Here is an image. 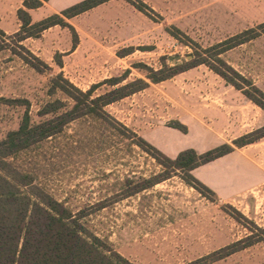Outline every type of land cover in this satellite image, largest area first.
Wrapping results in <instances>:
<instances>
[{
  "label": "rangeland",
  "instance_id": "rangeland-1",
  "mask_svg": "<svg viewBox=\"0 0 264 264\" xmlns=\"http://www.w3.org/2000/svg\"><path fill=\"white\" fill-rule=\"evenodd\" d=\"M23 1L0 0V29L6 34L0 36L5 43L0 51V141L20 128L27 112L37 124L52 117L40 114L48 102L71 104L64 93L52 90L60 74L84 92L128 69V80L145 78L136 64L158 70L193 53L192 41L176 28L207 48L264 23V0H142L153 10H147L150 16L129 0H111L68 20L79 38L74 50L75 33L62 26L19 43L17 12ZM79 1L55 0L35 17ZM21 46L43 62V71L23 59L31 56ZM223 57L264 92V34ZM110 89L103 85L95 96ZM106 111L107 121L76 120L9 162L75 215L85 212L81 222L133 264H188L243 240L255 226L264 229V138L236 149L239 159L230 161L249 165L251 173L240 174L255 182L228 199L209 186L215 194L204 195L180 173L134 194L145 179L164 170L134 133L144 137L179 118L194 133L182 144L203 153L264 126V111L215 71L200 65L151 83ZM203 132L209 134L206 143L200 139ZM101 203L105 207L99 209ZM209 264H264V241Z\"/></svg>",
  "mask_w": 264,
  "mask_h": 264
},
{
  "label": "trees",
  "instance_id": "trees-1",
  "mask_svg": "<svg viewBox=\"0 0 264 264\" xmlns=\"http://www.w3.org/2000/svg\"><path fill=\"white\" fill-rule=\"evenodd\" d=\"M109 1L111 0H83L60 13L33 23L29 10L39 9L49 0H24L23 6L17 12L21 21V28L16 33L18 41L21 43L29 38H39L49 28L62 26L70 28L75 33L73 44L75 50L79 38L68 20ZM129 1L139 11L149 15L147 11L149 7L142 0ZM176 31L193 43V53L188 54L185 59L173 66L164 63L158 70L139 63L135 68L143 70L146 73L145 78L128 80L132 73V70L128 69L122 76L95 84L86 92L60 74L53 79L52 90L64 93L71 100V104H66L60 99L48 102L40 114L52 117L37 124L31 123L27 112L20 128L11 131L0 141V264H133L81 222L86 215L85 212L75 215L63 203L35 186L29 174L19 171L9 162L13 156L61 133L67 125L81 118L91 116L107 121L110 117L106 111L108 106L146 90L151 83H162L200 65H206L215 71L264 111V92L252 80L229 65L223 57L227 52L264 34V23L207 48L191 40L181 30L176 28ZM178 34L173 36L179 38ZM5 35L0 29V36ZM4 45V41L0 40V51L5 48ZM21 47L31 56V59L22 56L23 59L37 71H43L41 68L43 62L25 47ZM60 56L61 54H58V57ZM103 85H109L111 89L95 96L97 89ZM168 126L188 133V127L179 120L172 121ZM134 136L137 143L147 149L164 168L161 174L145 179L134 194L151 189L180 173L189 185L198 188L205 195L207 192L215 193L198 180L192 171L236 149L257 143L264 138V126L236 138L232 144L224 143L203 153L190 148L180 152L176 158L168 157L144 137L135 133ZM98 207L104 208V203ZM255 230L257 232L252 231V234L243 240L188 264L214 263L264 241V229L255 226Z\"/></svg>",
  "mask_w": 264,
  "mask_h": 264
},
{
  "label": "crops",
  "instance_id": "crops-1",
  "mask_svg": "<svg viewBox=\"0 0 264 264\" xmlns=\"http://www.w3.org/2000/svg\"><path fill=\"white\" fill-rule=\"evenodd\" d=\"M75 1H79V0H75ZM81 1L83 0H80L79 2ZM53 2H55V0H49V2L45 3L43 7H48L52 5ZM39 9L29 10L33 23H36L46 18V17H43L42 19L38 18L39 19L38 20L35 17L36 12H38ZM65 9L67 8L64 7L62 8V10L61 9L53 10L52 14H49L48 16L56 13H60ZM193 134L194 133H192V131H189V133L185 134L178 129L169 127L168 125H161V126H156L154 129H152L149 132H145L144 138L149 143L157 147L168 157L176 158L180 152L191 148L189 147L190 146L189 144L183 145L182 143L185 142L187 139H190L193 136ZM208 135H209L208 133L203 132L202 136H200L202 142L206 143ZM237 155L238 152L234 151L215 161H212L208 164H205L203 166L194 169L192 171V174L201 182L212 188L222 198L228 199L234 196L235 194L248 190L255 182L254 180L255 178L247 177L245 175L240 174V170L246 172L247 174L251 173V167H249L248 164H247L248 166H246V163L243 162L242 166L240 167L236 165L234 162L230 161L231 159H235V158L239 159Z\"/></svg>",
  "mask_w": 264,
  "mask_h": 264
}]
</instances>
